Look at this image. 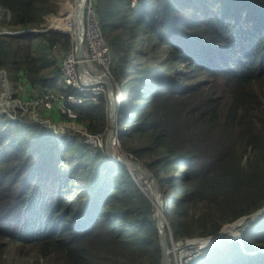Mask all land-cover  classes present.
Here are the masks:
<instances>
[{
	"label": "trees",
	"instance_id": "16d2710c",
	"mask_svg": "<svg viewBox=\"0 0 264 264\" xmlns=\"http://www.w3.org/2000/svg\"><path fill=\"white\" fill-rule=\"evenodd\" d=\"M96 2L99 9L95 10L106 34L125 27L123 33L129 34L133 42L141 41L143 37L141 50H131L132 58L145 57L144 69L133 75L140 86L135 91L136 96L123 95L125 102L118 121L128 127L118 133L119 140L122 142L123 134L129 130L138 132L146 143L162 150L163 157L158 163L170 167L171 163L187 164L189 173L183 178L190 186L187 199L196 196L197 200L211 202L214 192L219 190L222 196L229 198L228 206H239L235 219L261 209L264 206V178L254 174L246 178L237 176L239 159L227 147L209 151L205 147L208 136L205 124L221 123V129L227 134L246 140L247 144L255 143V135L238 117V109L253 103L256 95L253 88L264 78V0H136L133 7L130 0ZM46 3L47 0H0V5L10 11L20 28H37L47 13ZM31 38L61 42L64 48L70 47L69 37L64 35L49 34L47 38L33 34L15 38L0 36V59L4 62L15 59L16 64L20 58L24 60L23 64L34 60L29 51L33 45ZM11 42L15 45L13 48ZM19 42H25L27 46L20 47ZM117 44L124 48L122 37L117 39ZM39 46L42 48L43 44L40 42ZM163 46L171 52L169 58L153 61L150 53ZM130 48L134 49V45ZM146 48L151 52L144 56ZM172 59H175L173 64ZM176 63H182L184 69H188L179 74L174 72L177 82L166 75ZM3 65L0 61V66ZM45 66L44 62L40 63L39 70L43 71ZM135 67H140L137 61ZM187 73L191 76L203 73L212 79L214 86L179 85ZM19 74L30 81V73L24 65ZM51 74L53 76L48 78L39 75L34 80L39 85L53 84L58 75L56 70ZM220 86L225 88L231 101L219 117L213 111L215 103L206 94ZM76 112L89 132L105 131L106 111L102 99L97 104L83 105ZM97 116L101 121L94 125ZM22 127L29 135L14 137L8 144L6 156H18L19 166L29 170L19 186L22 196L19 215L29 220L21 234L24 242L42 249L44 256L60 255L65 264L160 263L157 230L152 218L154 207L125 167L102 162L90 172L91 181L86 183L84 192L87 202L81 209L82 214L74 216V208L82 203L69 197L62 199L63 176L54 164L61 152L57 143L49 132L36 134L38 127L34 124L26 123ZM20 132L21 129L18 134ZM141 156L142 153L136 151L135 157ZM101 157L102 153L96 152L78 166L85 168ZM71 174L74 173L71 171ZM157 177L163 184L176 180L158 174ZM59 183V194L55 197L54 191L50 194L51 185ZM177 201L180 200L167 202L173 205V212L184 217ZM63 206L68 207L67 213L61 212ZM67 222L70 224L66 225ZM170 223L172 238H177L176 229L181 223ZM244 230L242 243L246 252L258 247L264 249V217ZM187 264H264V254H245L236 242H232L224 250L210 248Z\"/></svg>",
	"mask_w": 264,
	"mask_h": 264
},
{
	"label": "rangeland",
	"instance_id": "374dc122",
	"mask_svg": "<svg viewBox=\"0 0 264 264\" xmlns=\"http://www.w3.org/2000/svg\"><path fill=\"white\" fill-rule=\"evenodd\" d=\"M68 1L70 4L74 2V0ZM64 4V0H47V3L44 4V9L47 13L43 15L41 23L37 28H20L16 24V20L12 18L10 11L0 5L1 37L15 38L21 35L33 34L42 35L47 38L49 34H57L68 36L70 40L69 46H71L69 48H64L61 42H47L44 39L39 41L37 38H31L33 45L29 51L30 56L34 57V60L27 61L25 62L26 64H23L24 60L20 58L19 63L16 64L15 59L10 58L6 62L0 59V61L4 63L3 66H0V264H65L60 255L51 253L44 256V251L42 249H39L31 243L24 242L21 236L23 229L27 228L29 220L19 215L22 199L19 186L21 182L23 183L29 170L22 169L19 166V162L17 161L18 156L9 158L6 155L8 153V144L14 137L29 135L27 131H24L23 125L26 123L34 124L38 127L36 134L45 131L50 133L55 142L57 141L56 139H58L57 143L61 152L54 164L55 169L63 176V187L61 188L63 189L62 199L69 197L70 200H80L82 203L81 206L74 208V216L82 214L83 211L81 212V209L84 208L83 205L87 202V198L84 197V192L87 189L86 183L91 181L90 172L94 171L100 163H105V161H103L105 155L102 154V159L99 161L94 163L90 162L85 168L78 166L83 161L93 157L96 152L103 153L104 144L99 146L95 139L89 138V136L93 137V135L98 133L89 132L82 124V120L78 117L77 113L76 122L71 119L69 120L67 115L55 108L53 104L55 99L51 98L56 97L53 93H60L62 91L61 86L63 85V81L61 77H59L62 59L68 52L72 49L74 50L75 47L71 35L46 31L47 28H50L52 30L70 32L68 25L69 22L72 23L74 17L73 7L70 6L66 8ZM119 5L124 7L122 3ZM86 7L88 9H86V11L84 10V22L88 18L94 27H101V18L98 13L95 12V9H99V3L95 0L87 3ZM119 23H122V20H119ZM124 29L125 27H118L107 34L102 29L103 34L101 32V38L106 43L105 47L101 48L103 56H105L103 61L94 59L93 52L85 43L84 46L90 66L98 71L107 73L109 78L117 82V86L122 90L123 95H127L128 98H131V96H136L137 93L135 94V91L140 88L138 80H136V78L134 80L133 75L137 73V71L144 69L142 63L145 61V57H138V59L132 58L133 51L131 50H135V48L136 51L141 50L140 45L143 41V37H141V41L133 42L129 34L123 33ZM119 37H122L123 49L121 48L122 46L117 44V39ZM40 42L43 44L42 48L39 46ZM19 43L20 47L27 46L25 42ZM11 44V48H13L15 45L13 42H11ZM132 45H134V49L130 48ZM146 50L144 56H146V53L151 52L148 48H146ZM170 53L171 52L163 46L156 52L150 53V57L153 61L159 62L168 59ZM12 54L16 56L14 53ZM136 61L140 65L139 68L135 67ZM42 62H44L46 66L43 71H40L39 64ZM174 62L175 59H172V64ZM22 65L27 67L30 73V81L26 79L25 75L19 74ZM174 67L173 70H168L166 75L172 81L177 82L178 80L174 72L176 71V74H179L183 73V71L188 72V69L185 70L182 63H176ZM53 70H56V76L58 75L53 84L51 82H46L39 85L34 80L37 79L39 75L45 78L53 76V74H51ZM143 76L144 75H142V77ZM22 77H25L24 79L27 82L23 81ZM130 83L131 85H129ZM178 83L183 87L193 83L205 85L206 87L204 88L214 86L212 79L206 78L203 73L195 76H191L190 73H187L185 79L180 80ZM128 88H130V90H128ZM253 90L256 93L253 103L247 108L240 107L238 109V117L243 119L244 124H246L255 135L254 144H247L246 140H238L236 136L227 134L221 129V123L210 122L205 124L208 132L205 147L209 151L219 149L221 146L230 149L231 154H235L239 159L236 165L239 167V170L236 171V175L242 178H246L252 174L259 178H264V78ZM130 91L133 92L129 93ZM206 97L215 103L213 111L219 117L224 113L227 104L229 106L231 101L230 95H228L225 88L221 86L212 88L211 91L206 94ZM102 100L103 107L106 108L107 101L105 98H102ZM194 105H196V103ZM65 113L67 114L66 111ZM100 121V117L97 116L93 124L98 125ZM107 122L108 116L106 115V126ZM13 123L15 125H12ZM117 128L124 129L122 124H118ZM20 129L21 132L18 134ZM118 142L120 147L119 150L117 149L116 151L117 154L119 156H123L124 154L127 159L137 161V163L146 168L156 180H158L157 174L164 178L176 179L171 184L162 183L164 200L168 202L170 200H180L177 202L180 204V209H182L184 213V217H181L171 210L173 209V205L168 204V206L171 207L168 208L164 204L165 213L168 214L170 212L168 214L169 217H166L167 223L170 226L169 229H171V221L174 223H181L176 229L179 236L168 241L171 264H180L179 258L183 257L185 259L182 260V264H185V262H189L190 259L194 258V254H199L194 253L199 249H192L190 253L180 257L181 252L175 248L177 245L180 246L183 242L190 243L199 239H208L222 231L227 225L238 222L239 218L235 219L234 216L239 212V206H228L229 198L222 196V192L219 190L214 192V197L211 202L197 200L196 196L187 199L190 186L184 183L185 180L183 179L187 177L189 173L186 167L187 164L183 166L181 164L172 165L171 163L170 167L158 163L163 157L162 150H156L151 143L145 142L144 137L132 130L123 134V144L120 140H118ZM136 151L142 153L141 158L135 157ZM82 154H85V156ZM86 156L90 157L87 158ZM228 161L232 164L231 160ZM71 171L74 174H71ZM126 171L138 185L139 189L143 191L142 185H147L143 178L141 179L135 171H133V173L136 174L138 178L132 175L127 169ZM59 173L58 175L61 177ZM137 180H139L138 182L140 185ZM59 185L60 183L51 185V195L52 191H54V196L57 197L59 194ZM144 188H146V186H144ZM145 195L152 204V197L150 194L145 193ZM234 201H238V198H234ZM63 211L67 213L68 207L63 206L61 212ZM154 214L155 210L153 216ZM262 217H264V214ZM259 220L260 219H255L243 227H236L237 234H242L245 231L243 229L249 228L255 221ZM69 224L70 222L66 223V225ZM78 225L80 227L84 226L81 224ZM228 228L229 226L225 228L224 233ZM215 230L217 232L212 234ZM170 234L172 235L171 230ZM231 237L234 236L226 235L223 238L216 239L213 241L214 243L212 242L213 245H211L212 247L210 248L224 250L225 247H230L233 242ZM203 249L206 248L204 247L202 250ZM205 251L207 250L200 253H204ZM255 252H264V249L258 247L256 250L252 251L251 254Z\"/></svg>",
	"mask_w": 264,
	"mask_h": 264
},
{
	"label": "clouds",
	"instance_id": "9594fccd",
	"mask_svg": "<svg viewBox=\"0 0 264 264\" xmlns=\"http://www.w3.org/2000/svg\"><path fill=\"white\" fill-rule=\"evenodd\" d=\"M92 1H94V0H86V2H85V11H86V9H88L87 7H86V5H87V3H90V2H92ZM135 3H136V0H130V6L131 7H133L134 5H135ZM95 12H96V10H95ZM83 15H84V13H83ZM83 21H84V19H83ZM91 27H94V25L93 24H91V22H90V20L87 18V20L84 22V33H83V49H84V51L86 50L85 49V46H84V43H85V45H87V43H86V36H87V31H89V29L91 28ZM98 29H99V31H100V33L102 32V29H101V27H99V26H96ZM47 32H50V31H52V30H46ZM46 31H44V32H46ZM52 32H56V33H61V34H66V35H70V33H67V32H61V31H52ZM102 34H103V32H102ZM72 37V36H71ZM72 39H73V37H72ZM73 41H74V39H73ZM74 45H75V42H74ZM88 46V45H87ZM71 47V46H70ZM83 53V52H82ZM68 56H72V58H73V60H74V71H75V82H76V84L79 86V87H82V88H84V90H79L76 86H72V85H67L66 84V82H65V80H64V74H63V70H62V67H63V62L65 61V59L68 57ZM87 61H88V58H87ZM89 62V61H88ZM84 70L83 71H81V73H79L78 72V70H77V59H76V54H75V47H74V50L72 49L70 52H68L67 53V55L62 59V66H61V73H59V77H61V79H62V81H63V85L61 86V88H62V91L60 92V93H53V94H55V96L56 97H51V98H53V99H55L54 100V106H55V108L57 109V110H60L62 113H64L65 115H67V117H68V119L70 120H73V121H77V115H76V110L79 108V107H81V106H83V105H87V104H97L98 102H99V100L100 99H102V98H105V100H106V86L104 85V84H102L101 82H97V83H94L93 82V80H96V79H93L91 82H89V83H84V82H82V81H84V80H86V79H92V78H95V77H99L100 75H102L103 76V78L104 77H106V78H108V79H110L111 80V82L113 83V86H114V91H115V108H116V110H117V117L119 116V112H120V110L122 109V106H123V104H124V102H125V97L123 96V94H122V90L120 89V88H118V86H117V82L116 81H114V80H112L111 78H109L108 77V75H107V73H105V72H102V71H98V70H96V69H93V70H90V69H88L87 67H85V65H84V68H83ZM23 81H25L24 79H22ZM79 80V81H78ZM27 82V81H26ZM97 92V93H96ZM84 94H86V96H84ZM123 96V99L120 101V96ZM69 97H73V98H75V99H80V103L79 102H74V103H71L70 102V100H69ZM107 101V100H106ZM65 111L67 112V114L65 113ZM105 111H106V115H107V106H106V108H105ZM72 113V114H74L75 115V117L74 118H71V117H69V114L68 113ZM119 118V117H118ZM118 118H117V126H116V128H115V137H114V145H113V148H114V150L115 151H117V149L119 150V147H120V145H119V142H118V140H119V138H118V133L119 132H121V130H122V132H124L126 129H127V127H128V125L127 124H122L123 125V128L124 129H119V128H117L118 127V124H120L119 123V121H118ZM106 129H107V126L105 127V131L103 132V134H101V133H98V134H96V135H93V137H91V136H89V138H93V139H95V141L97 142V144L99 145V146H101L102 144H104V150H103V153L102 154H104L105 155V133H106ZM56 138V137H55ZM57 141H58V139H56ZM57 141H56V143H57ZM57 147H58V143H57ZM58 149H59V147H58ZM103 161H105V163H108V165H111V164H113V165H121V164H116V163H113V162H111L110 160H108V158L106 157V155L104 156V158H103ZM123 167H125L124 165H122ZM126 168V167H125ZM127 169V168H126ZM184 175V174H183ZM157 181H159L160 183H159V185H160V189H161V192H162V181L161 180H157ZM137 185V184H136ZM138 186V185H137ZM144 189V188H143ZM145 191V190H144ZM143 192V191H142ZM144 193V192H143ZM145 194V193H144ZM162 197H163V202H164V204L169 208L170 206H168V202L166 201V200H164V194L162 193ZM153 205V204H152ZM154 207V206H153ZM264 209V206L261 208V209H259V210H257V211H255V212H253L252 214H250V215H246V216H242V217H240L241 219H246V218H251L253 215H255L256 213H258V211H262ZM155 210V209H154ZM154 213V212H153ZM264 214V212L263 213H261L259 216H257L256 218H254V219H249V220H247V222L245 223V225L247 224V223H249V222H252V221H254L255 219H260L261 217H262V215ZM165 215H167L166 213H165ZM154 216H155V214H154ZM152 217L153 219H154V221H155V217ZM239 218V220L238 221H240L241 219ZM235 223V222H234ZM232 224V223H231ZM156 227V226H155ZM166 227L168 228V231H169V233H168V231H167V240L168 241H171L170 239H172V235L170 234V230L171 229H169L170 228V226L168 225V223H166ZM243 227V226H242ZM244 230V229H243ZM219 233H222V231H220ZM219 233H217V234H219ZM216 234V235H217ZM216 235H214V236H216ZM214 236H211V237H214ZM239 236H240V239H239ZM210 237V238H211ZM210 238H208V239H210ZM231 239H232V241L233 242H236L237 244H238V246H239V248L242 250V252L243 253H245V254H250L251 252H246L245 250H244V247H243V243H242V234L241 233H239L238 234V239H235L234 237H231ZM216 240V239H215ZM158 241V240H157ZM214 243V242H213ZM213 243L212 244H210V245H208L207 247H205L206 249H203V250H201V251H199V250H197V251H195L194 253H199V254H201L200 252H203L204 250H209L210 249V247H212L211 245H213ZM159 245V244H158ZM240 245H241V247H240ZM209 248V249H208ZM255 253H257V252H255ZM260 253H263L264 254V252H260ZM198 254V255H199ZM254 254V253H253ZM197 254H194V258H196L197 256H198ZM183 259H185L184 257L183 258H179V262H180V264H182V260ZM191 260V259H190ZM189 260V261H190ZM188 262H185V264H187ZM160 264V263H159Z\"/></svg>",
	"mask_w": 264,
	"mask_h": 264
},
{
	"label": "water",
	"instance_id": "95a60500",
	"mask_svg": "<svg viewBox=\"0 0 264 264\" xmlns=\"http://www.w3.org/2000/svg\"><path fill=\"white\" fill-rule=\"evenodd\" d=\"M85 2L86 0H77L76 6V19L74 23L75 34L78 36V43H75V54L77 59V70L79 73L83 71L84 65L82 61V52H83V33H84V21H83V13L85 10ZM102 84L106 86V100H107V129L105 133V155L113 163L124 165V160L121 157H118L113 152L114 145V137H115V128L117 126V110L115 108V91L113 83L110 79L104 77L101 81ZM129 164L138 169L141 173L142 177L148 183L150 188V196L152 197V204L155 209V226L157 230V240L159 244L160 250V264H171L169 258V250H168V240H167V231L166 227V215L164 202L162 197V192L160 189L159 181L142 165L137 163V161H128ZM130 171L129 169H127ZM144 191V190H143ZM145 192V191H144ZM146 193V192H145ZM221 233L217 234L214 237H211V242L218 239ZM238 239V238H237ZM240 239V236H239ZM241 247V245H240Z\"/></svg>",
	"mask_w": 264,
	"mask_h": 264
},
{
	"label": "bare ground",
	"instance_id": "6f19581e",
	"mask_svg": "<svg viewBox=\"0 0 264 264\" xmlns=\"http://www.w3.org/2000/svg\"><path fill=\"white\" fill-rule=\"evenodd\" d=\"M65 1V4H64V6L67 8V7H70V6H72L73 7V20H72V23L71 22H69V25H68V29H69V31L70 32H67V33H70V35L73 37V39H74V42L75 43H78V36L75 34V32H74V30H75V27H74V23H75V19H76V14H77V11H76V6H77V0H74V2L72 3V4H70L69 3V1L68 0H64ZM75 1H76V4H75ZM48 30H52V29H50V28H47ZM52 31H60V30H52ZM61 32H65V31H61ZM82 61H83V65H85V67H87L88 69H90V70H93L94 68H92L91 66H90V63L87 61V55H86V52L84 51V49H83V53H82ZM93 79H96V80H93ZM104 78H103V76L102 75H100L99 77H95V78H92V79H86V80H84V81H82V82H84V83H89V82H91L92 80H93V82L94 83H99V82H101L102 80H103ZM123 99V96L121 95L120 96V101ZM113 152L115 153V155L116 156H118V157H121V158H123V160H124V166L127 168V169H129L130 170V172H131V174L132 175H136V174H134L133 173V171H135L139 176H140V178L142 179L143 177H142V175H141V173L139 172V170L138 169H136V168H134V167H132L130 164H129V159H127L125 156H124V154H123V156H119L118 154H117V152L114 150V148H113ZM137 176V175H136ZM138 177V176H137ZM143 180H144V182L146 183V180L143 178ZM139 180H137V182H138ZM138 184H139V182H138ZM147 185H142V188H144V186H146V188H144V190H145V192L146 193H148V194H150V188H149V186H148V183H146ZM140 185V184H139ZM264 212V209L261 211H258V213H256L255 215H253L251 218L249 217V218H246V219H241L239 222H235V224H233V225H231V226H229V228L225 231V233H224V230H225V228L222 230V233L220 234V236H219V238H223L224 236H226V235H232V236H234V238L235 239H237L238 238V234H237V231H236V227H242V226H245V223L247 222V220H249V219H254V218H256L257 216H259L261 213H263ZM230 225V224H229ZM224 233V234H223ZM210 244H212V242H211V239H199V240H196V241H194V242H190V243H187V242H183V243H181L180 244V246H178L177 245V247H175L176 248V250H178V251H180L181 252V255H180V257L181 256H183V255H186V254H188V253H190V251L192 250V249H199V251H201L202 250V248H204V247H207L208 245H210Z\"/></svg>",
	"mask_w": 264,
	"mask_h": 264
},
{
	"label": "built area",
	"instance_id": "2783aa9c",
	"mask_svg": "<svg viewBox=\"0 0 264 264\" xmlns=\"http://www.w3.org/2000/svg\"><path fill=\"white\" fill-rule=\"evenodd\" d=\"M86 43L89 49L93 52V58L99 61H103L105 56H103V51L101 48L105 47L106 43L101 38V33L96 26L91 27L89 31H87ZM62 70L64 74V80L67 85L76 86L81 91L84 90V88L79 87L75 82L74 60L72 56H68L65 59V61L63 62ZM84 96H86V94H84ZM69 100L71 103H80V99H75L73 97H69ZM68 114L71 118L75 117V115L70 112Z\"/></svg>",
	"mask_w": 264,
	"mask_h": 264
}]
</instances>
